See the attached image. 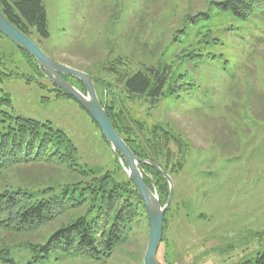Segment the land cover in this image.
<instances>
[{
    "label": "rangeland",
    "instance_id": "374dc122",
    "mask_svg": "<svg viewBox=\"0 0 264 264\" xmlns=\"http://www.w3.org/2000/svg\"><path fill=\"white\" fill-rule=\"evenodd\" d=\"M43 1L50 37L35 35L34 40L51 58L92 75L99 100L132 123L157 131L163 126L183 137L184 154L170 144L171 165L181 162L182 167L169 174L175 189L157 252L159 264H243L262 254L264 33H222L225 46L215 51L223 52L227 67L192 65L180 57L201 37L199 28L180 42L177 31L188 16L206 10L213 0ZM231 22L217 17L200 32ZM157 65L170 66L176 77L186 75L185 81L194 82L197 90L184 101L166 93L154 103L126 92L127 76ZM67 81L81 91L85 88L73 77ZM0 88L12 101L5 111L50 122L65 132L78 149L80 164L99 176L112 173L117 181L129 179L91 116L77 101L62 96L34 58L1 34ZM44 170L2 171L0 191L37 180L41 184L48 175ZM61 223L24 235L0 228V251L8 249L15 264H29L33 254L26 244H45ZM149 240L147 218L109 259L54 254L42 264H144Z\"/></svg>",
    "mask_w": 264,
    "mask_h": 264
},
{
    "label": "trees",
    "instance_id": "16d2710c",
    "mask_svg": "<svg viewBox=\"0 0 264 264\" xmlns=\"http://www.w3.org/2000/svg\"><path fill=\"white\" fill-rule=\"evenodd\" d=\"M0 11L32 40L35 35L40 39L50 37L43 0H0ZM217 17L230 18L233 22L221 26L223 32L220 33H217L220 28H206L200 32ZM193 28H199L201 37L180 58L192 65L221 63L227 67L225 64L229 62L223 52L215 51L225 46V39L220 35L225 32L232 35L264 33V0H213L206 10L185 19L183 27L177 31L179 39L176 36L175 40L186 38ZM22 52L32 58L29 53ZM185 76L176 77L168 65L144 67L125 78L124 88L130 95L144 96L151 103L159 101L166 93L184 101L197 90L194 82L185 81ZM58 92L73 99L61 90ZM82 92L86 93L85 88ZM101 103L117 133L137 157L158 164L167 174L181 169V162L171 165L170 144H177L179 153L184 154L183 137L163 126L158 129L160 131L144 129L128 120L123 112L116 113L113 107ZM11 106L10 97L0 93V172L41 167L48 175L41 184L37 180V184L26 183V187L0 191V228L24 235L62 222L45 244H26L33 254L29 264H42L54 254L95 261L109 259L131 235L134 226L148 218L140 194L129 179L117 181L112 173L99 176L80 164L77 147L52 123L14 117L4 110ZM260 106L264 108V100ZM142 169L147 185L157 192L164 205L169 196L167 180L149 165H142ZM9 252L8 249L0 251V264H15L8 258ZM243 264H264V252Z\"/></svg>",
    "mask_w": 264,
    "mask_h": 264
},
{
    "label": "water",
    "instance_id": "95a60500",
    "mask_svg": "<svg viewBox=\"0 0 264 264\" xmlns=\"http://www.w3.org/2000/svg\"><path fill=\"white\" fill-rule=\"evenodd\" d=\"M0 34L10 40L18 49L29 53L52 83L77 101L100 128L102 135L107 143L111 145L116 157L124 167L130 182L140 194L147 209L150 240L143 263L159 264L157 252L163 239L165 215L171 206L174 196L175 186L172 177L158 164L137 157L125 140L117 133L109 119L106 107L99 100L95 82L91 75L55 61L34 40L13 25L1 11ZM66 76L81 81L86 93H83L68 82L64 78ZM142 165L151 166L167 180L169 184V197L164 205H162L157 192L147 185Z\"/></svg>",
    "mask_w": 264,
    "mask_h": 264
}]
</instances>
